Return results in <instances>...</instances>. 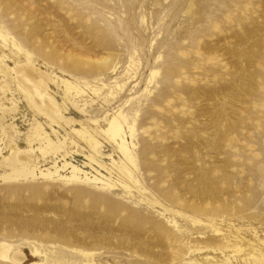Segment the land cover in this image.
I'll return each instance as SVG.
<instances>
[{
    "label": "rangeland",
    "instance_id": "obj_1",
    "mask_svg": "<svg viewBox=\"0 0 264 264\" xmlns=\"http://www.w3.org/2000/svg\"><path fill=\"white\" fill-rule=\"evenodd\" d=\"M0 28L20 48L12 67L31 58L56 75L60 102L61 80L76 86L68 117L106 127L107 113L124 111L139 181H0V241L22 250L0 264H176L188 245L221 258L216 226L242 234L244 248L255 233L264 245V0H0ZM7 81L20 99L7 123L22 133L6 129L8 152L45 119ZM71 137L82 147L69 161L112 164ZM100 140L103 155L126 161Z\"/></svg>",
    "mask_w": 264,
    "mask_h": 264
},
{
    "label": "bare ground",
    "instance_id": "obj_2",
    "mask_svg": "<svg viewBox=\"0 0 264 264\" xmlns=\"http://www.w3.org/2000/svg\"><path fill=\"white\" fill-rule=\"evenodd\" d=\"M15 48L20 50L15 39L0 28V95H2L0 96V181L46 179L76 185L92 183L108 189H116L117 184L127 189L138 186L139 181L132 169V167H137L135 157L132 155V147H135V144L128 138L129 136L134 137L136 125L129 122L124 111L119 108L107 113L104 119L106 127H102L98 119L90 120L91 124L96 125L92 128L79 120L68 117L66 104L69 102L75 104L69 95L76 86L69 80H61L66 85L65 100L60 102L57 98L58 93L51 89V84L59 86V79L56 75L38 67L31 58L24 63L19 61L14 67L8 63L13 59L11 52ZM14 55L16 56L17 53ZM8 78L14 80L17 90L24 96L31 110L45 119L43 122L35 117L26 137V144H17L19 141L16 140L14 148L10 149L9 153L5 151L4 146L5 138L9 139L6 129L10 127L12 132L17 133L19 137L22 133L17 125L7 123L6 115L15 114L20 110V99L15 98V91L9 85ZM9 95L11 97H8ZM12 119L15 117L13 116ZM76 125H81L82 128H76ZM56 127L64 129L66 135H61ZM67 128L70 131H67ZM52 133L56 140L52 138ZM73 134L79 135L82 141L90 144L100 158L112 160V164L107 165L95 155L90 156V163L84 165L69 161L70 148L72 146L82 147L71 137ZM101 136L114 143L125 156L126 161L116 160L114 154L103 155L104 144L100 140ZM49 155L52 156V160L47 163L46 159ZM87 167L91 171H87ZM108 174H115L117 179H112ZM213 229L222 241L217 248H213V251H221V258L209 253L206 254L207 257L205 255L201 257L202 252L200 251H203L205 247L188 245L186 252L175 253L179 259L176 264H264V245H261L263 242L257 233L254 234L255 238H259L256 239L257 245H252L250 249H247L248 247H243L245 241L242 234L240 237L232 230H224L217 226ZM34 252L39 253L40 251L35 249ZM21 253L20 247L14 243L0 241L1 260L18 262ZM196 254L198 257L194 256Z\"/></svg>",
    "mask_w": 264,
    "mask_h": 264
}]
</instances>
